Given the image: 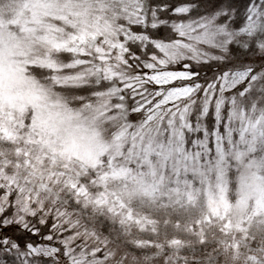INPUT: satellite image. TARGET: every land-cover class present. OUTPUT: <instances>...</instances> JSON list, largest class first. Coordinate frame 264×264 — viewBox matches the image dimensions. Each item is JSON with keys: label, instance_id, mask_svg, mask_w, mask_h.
Listing matches in <instances>:
<instances>
[{"label": "snow or ice", "instance_id": "1", "mask_svg": "<svg viewBox=\"0 0 264 264\" xmlns=\"http://www.w3.org/2000/svg\"><path fill=\"white\" fill-rule=\"evenodd\" d=\"M0 264H264V0H0Z\"/></svg>", "mask_w": 264, "mask_h": 264}]
</instances>
